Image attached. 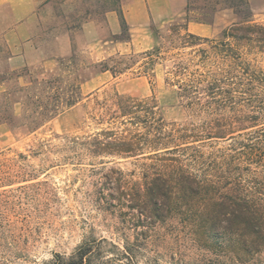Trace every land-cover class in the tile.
Wrapping results in <instances>:
<instances>
[{
	"label": "rangeland",
	"instance_id": "1",
	"mask_svg": "<svg viewBox=\"0 0 264 264\" xmlns=\"http://www.w3.org/2000/svg\"><path fill=\"white\" fill-rule=\"evenodd\" d=\"M124 1L32 0V7L21 9L18 16L9 4L0 5V264H71L86 243L92 246V264H264V248L240 253L236 246L216 244L214 250H205L171 226L149 233L129 217L111 213V204L125 200L130 184L143 183L145 161L91 150L93 137L113 127L107 112L115 93L155 101L167 122L195 119L167 83L169 62L160 61L147 72L142 66V53L156 45L152 26L166 36L171 22L184 23L186 10L148 28L130 25L131 41L113 40L125 36L119 15ZM189 3L206 5L205 0ZM252 4L264 20L259 14L264 1ZM231 20L230 12L220 13L215 24H207L214 33L196 34L202 39L194 38L195 45L183 51L201 57L205 53L200 49L211 50L212 45L204 39H219ZM120 55L136 64L118 77L98 72L99 62L113 65L111 57ZM85 76L89 79L82 84L81 99L63 110V101ZM225 117L254 119L257 126L249 129L253 135L240 141L259 142L257 157L264 160V130L257 132L264 129L261 102L228 107ZM32 122L41 125L31 131L10 125ZM235 144L214 142L223 149ZM242 172L264 199V165Z\"/></svg>",
	"mask_w": 264,
	"mask_h": 264
},
{
	"label": "trees",
	"instance_id": "2",
	"mask_svg": "<svg viewBox=\"0 0 264 264\" xmlns=\"http://www.w3.org/2000/svg\"><path fill=\"white\" fill-rule=\"evenodd\" d=\"M205 1V7L189 3L184 23L171 22V33L166 36L152 26L156 45L142 53L146 72L154 70L160 61L169 62L167 83L175 88L179 104L188 108L195 119L167 122L155 101L117 92L107 112L113 127L93 137L91 150L145 160L143 183L130 184L125 200L111 204V213L129 217L130 223L149 233L157 227L171 226L177 232L188 233L191 241L205 250H214L219 244L236 246L240 253L260 252L264 248V199L240 174L242 169L264 165L256 153L262 150L259 142L240 141L245 135H253L249 129L257 124L254 119L225 116L228 107L243 102H261L264 106V20L256 16L252 0ZM225 11L231 13L232 20L222 29L220 38L204 39L212 44L211 50L200 49L205 53L201 57L186 54L183 49L195 45L194 38L202 39L189 32V23L213 25L217 15ZM259 14L264 16V12ZM119 15L125 36L113 40L131 41V28L122 10ZM176 48L179 51L172 53ZM112 60L113 65L99 62L98 72L111 71L118 77L136 64H130L122 55ZM88 79L85 76L75 93L63 101V110L81 99L82 84ZM247 94L251 96L245 97ZM10 125L31 131L41 123ZM121 126L124 128L118 129ZM217 141L237 144L223 149L214 145ZM236 169L241 172L233 173ZM123 238L125 246L129 245L127 235ZM91 248L83 244L71 264H92L88 259Z\"/></svg>",
	"mask_w": 264,
	"mask_h": 264
},
{
	"label": "crops",
	"instance_id": "3",
	"mask_svg": "<svg viewBox=\"0 0 264 264\" xmlns=\"http://www.w3.org/2000/svg\"><path fill=\"white\" fill-rule=\"evenodd\" d=\"M188 0H125L123 12L129 25L148 28L151 24H162L186 10ZM9 4L19 15L21 9L32 7V0H0V5ZM189 30L195 34L211 36L213 27L199 22H190ZM105 73V72H104Z\"/></svg>",
	"mask_w": 264,
	"mask_h": 264
}]
</instances>
